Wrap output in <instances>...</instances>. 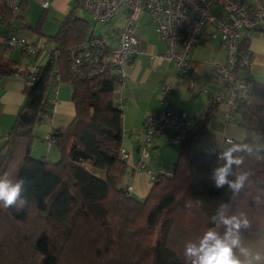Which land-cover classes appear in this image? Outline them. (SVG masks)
<instances>
[{
	"label": "trees",
	"instance_id": "obj_1",
	"mask_svg": "<svg viewBox=\"0 0 264 264\" xmlns=\"http://www.w3.org/2000/svg\"><path fill=\"white\" fill-rule=\"evenodd\" d=\"M24 25L21 13L13 19L7 0H0V31L18 34ZM50 40L53 46L45 62L35 64L36 72L24 82L25 103L0 146V175L23 178L28 201L22 209L0 207V264H185V243L213 226L210 217L222 202L229 214L242 212L249 219V228L242 229L244 243L260 233L264 84H248L234 112L246 132L236 142L252 149L237 154L244 163L234 171L248 173L241 192L216 189L209 179L220 148L203 150L198 142L220 105L211 102L180 143L171 173L158 172L147 196L137 198L123 182L127 165L121 156L122 108L114 96L117 73L107 66L99 74L90 72L108 59L113 47L73 12ZM91 40L102 41L105 49L75 72L72 49ZM239 51L251 59L246 43H239ZM14 70L0 53V75ZM60 83L71 87L75 116L65 128L50 133L58 158L35 157L32 127L51 113L53 89Z\"/></svg>",
	"mask_w": 264,
	"mask_h": 264
},
{
	"label": "crops",
	"instance_id": "obj_2",
	"mask_svg": "<svg viewBox=\"0 0 264 264\" xmlns=\"http://www.w3.org/2000/svg\"><path fill=\"white\" fill-rule=\"evenodd\" d=\"M19 1L21 2L19 13L26 26L18 28L17 33L43 49V52L36 53L37 61L42 60L44 56L46 58L47 51L53 46L50 36L57 32L61 21L70 12L79 16L78 11L82 8L80 0H48L49 5L46 8L41 6L40 0ZM125 10V8L119 10L111 22L103 24L104 27H101L98 33L93 29L88 17L82 15L79 17L90 22L95 34L107 35L105 37L107 43L113 47L117 44L119 30L126 21ZM134 27L143 50L125 63L126 82L123 87H117L114 96L122 108L121 148L128 154V158L125 159L127 169L123 182L130 187L129 192L133 196L144 198L153 185L150 174H156L160 168L171 167L177 161L180 150V144L177 146V143L167 141L163 137H154L147 145L148 157L142 158L139 146L143 143L144 134L139 133L138 138L136 134L145 116L160 110L161 100L165 97L168 106L174 111L184 112L188 117L201 120L208 103V94L203 92L201 87L206 86L212 91L221 89L219 80L213 75L210 62H225L226 53L219 37L211 34L212 26H207L190 53L193 70L190 78H186L177 71L172 60L153 59L152 56L164 51L165 42L159 37L148 11L139 14ZM22 29L25 31L21 32ZM240 42L246 43L251 62L247 68L238 70L239 76L247 78L248 84L253 82L264 84V30H259L254 36H249L244 31ZM6 49L0 48V53L12 67H15L12 53L9 57L5 56ZM20 52L22 56L25 55L22 50ZM27 68L29 67L22 69ZM165 85L169 86L166 93L163 91ZM23 86L24 80L21 75H0V146L13 126L17 112L25 103ZM71 92V87L67 83H60L53 89L51 113L34 123L32 127L34 136L31 153L34 156L50 160L58 158L54 143L48 146L46 136L53 129L65 128L74 118L75 107ZM223 107L224 104L221 103L206 122L204 133L198 142L200 149L219 148L226 136L238 142L245 137L246 132L238 125L236 119L226 121L223 118ZM141 162H144V168L137 167ZM245 245L254 253L264 254V226L260 233Z\"/></svg>",
	"mask_w": 264,
	"mask_h": 264
},
{
	"label": "built area",
	"instance_id": "obj_3",
	"mask_svg": "<svg viewBox=\"0 0 264 264\" xmlns=\"http://www.w3.org/2000/svg\"><path fill=\"white\" fill-rule=\"evenodd\" d=\"M40 4L46 8L49 1L40 0ZM80 4L92 20L101 23L111 22L119 10L126 9V21L119 30L117 44L113 46L108 59L90 69L91 74H99L106 66L113 68L118 76V87H123L126 82L125 63L143 50L134 32L135 22L142 11L151 14L158 35L165 42L164 51L152 56L153 59L172 60L177 71L186 78H190L193 70L190 53L202 31L211 25V34L221 40L226 59L225 62H210L213 75L219 80L221 89L212 91L202 86L201 90L208 94L207 105L211 102L224 104L223 118L226 121L234 119L237 101L248 91V82L239 76L238 70L248 67L251 62L246 53L239 51L240 39L244 31L249 36H254L259 30H264V0H80ZM7 5L12 18H16L20 11L17 0H7ZM14 47L25 54L43 52L39 45L24 36L0 31V48ZM104 49L103 42L98 40L86 41L74 47L73 70L81 72L83 64L92 63L94 57L100 56ZM36 70L37 67L34 65L25 70L16 68L11 74L21 75L26 83ZM163 91L168 92L169 86L165 85ZM196 123V118L171 109L167 99L163 97L161 109L147 114L136 134L137 138L139 133L144 134L143 143L139 146L141 157H148L147 145L154 137L181 143L195 128ZM229 139L237 143L232 137L226 136L219 148L230 147L227 144ZM46 140L50 146L52 142L50 134L46 136ZM208 149L216 151L218 148ZM121 156L124 159L128 158V154L123 150ZM137 167L144 168V162L139 163ZM158 172L171 173V168L169 170L160 168ZM155 175L150 174L152 182Z\"/></svg>",
	"mask_w": 264,
	"mask_h": 264
},
{
	"label": "clouds",
	"instance_id": "obj_4",
	"mask_svg": "<svg viewBox=\"0 0 264 264\" xmlns=\"http://www.w3.org/2000/svg\"><path fill=\"white\" fill-rule=\"evenodd\" d=\"M227 144L230 147L219 150V163L211 169L209 179L216 189L227 188L238 194L245 187L248 173L234 171L244 163V157L237 154L251 153L252 149L231 139ZM25 184L23 178L11 179L7 173L0 175V207L22 209L26 206ZM210 222L212 227L185 243V264H264V254L254 253L244 243L242 229L250 226L244 213L229 214L228 204L222 202L211 215Z\"/></svg>",
	"mask_w": 264,
	"mask_h": 264
},
{
	"label": "rangeland",
	"instance_id": "obj_5",
	"mask_svg": "<svg viewBox=\"0 0 264 264\" xmlns=\"http://www.w3.org/2000/svg\"><path fill=\"white\" fill-rule=\"evenodd\" d=\"M78 13H79L78 14L79 16L82 15L85 18L88 17L87 19H89L91 21V23L93 24L92 26H93V29L95 30L96 33L99 32V30H100L101 27H104V25H103L104 23L94 22V20H92V18L90 17V15L88 14V12L84 8L83 9L81 8L78 11ZM23 31H25V30L22 29L21 32H23ZM103 36L106 37L107 35H104L103 34ZM4 53H5V56H7V57H9V55H11V53H12V55H13V58H12L13 59V65L15 66L14 67L15 69L16 68L17 69H22L24 67H29L30 68V67L34 66L36 63H38V62L40 63V62H44L46 60V58L44 56V57H42V60L37 61V59H35L36 58V54H25L24 56H22L21 55L22 53L20 52V49L11 50V49L7 48L4 51ZM179 144L180 143H177V146H179ZM32 155H33V153H32ZM165 168L167 170L170 169V167L169 168L165 167ZM157 172L158 171H156V174H157Z\"/></svg>",
	"mask_w": 264,
	"mask_h": 264
}]
</instances>
